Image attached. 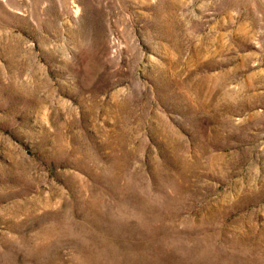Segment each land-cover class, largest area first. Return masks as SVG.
Masks as SVG:
<instances>
[{"label":"rangeland","instance_id":"obj_1","mask_svg":"<svg viewBox=\"0 0 264 264\" xmlns=\"http://www.w3.org/2000/svg\"><path fill=\"white\" fill-rule=\"evenodd\" d=\"M0 264H264V0H0Z\"/></svg>","mask_w":264,"mask_h":264}]
</instances>
